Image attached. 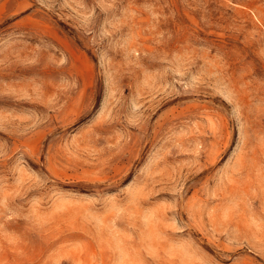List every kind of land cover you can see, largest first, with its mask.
<instances>
[{
    "label": "rangeland",
    "instance_id": "obj_1",
    "mask_svg": "<svg viewBox=\"0 0 264 264\" xmlns=\"http://www.w3.org/2000/svg\"><path fill=\"white\" fill-rule=\"evenodd\" d=\"M0 264H264V0H0Z\"/></svg>",
    "mask_w": 264,
    "mask_h": 264
}]
</instances>
